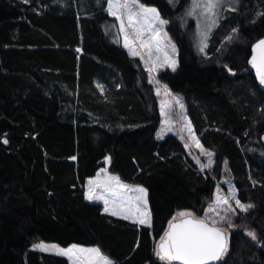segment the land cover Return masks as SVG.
I'll return each instance as SVG.
<instances>
[{"label":"trees","instance_id":"obj_1","mask_svg":"<svg viewBox=\"0 0 264 264\" xmlns=\"http://www.w3.org/2000/svg\"><path fill=\"white\" fill-rule=\"evenodd\" d=\"M240 1L198 54L180 23L184 4L141 0L168 21L178 67L155 76L182 97L214 153L207 173L177 134L155 137V82L124 48L105 0H0V264H71L30 249L39 240L97 246L115 264H168L155 254L158 240L178 211L204 214L225 161L237 198L255 207L232 221L216 264H264V92L248 64L264 36V0ZM106 157L108 172L148 190L151 227L86 199L85 183Z\"/></svg>","mask_w":264,"mask_h":264},{"label":"snow or ice","instance_id":"obj_2","mask_svg":"<svg viewBox=\"0 0 264 264\" xmlns=\"http://www.w3.org/2000/svg\"><path fill=\"white\" fill-rule=\"evenodd\" d=\"M27 2L28 0H25V3ZM97 3L99 4L100 0H97ZM105 3L107 5L105 11L119 21L118 34L123 33L124 46L130 50L131 55L141 56V59H144L135 48L136 41H139V46L149 53V59L145 60L146 66L149 60H152L153 49L164 53L163 61L160 60L159 56L152 60V66L148 68L150 73L163 67L164 64H170L173 71H175L177 62L169 57L165 49L170 46L172 53H175L176 46L170 43L167 33L163 32V26L168 21L160 17L156 8L141 3V0H105ZM222 3L223 0H192L187 15L198 14L203 16L210 22L207 27V30L210 31L211 27L217 23L219 15L217 10ZM232 32L238 33L239 29H232ZM201 35L204 40L207 39V32L201 33ZM227 39L231 40L232 37L229 36ZM165 41H169V43L166 44ZM204 46L200 48V51L204 50ZM257 50L259 54L253 55L249 62L256 70L259 83L264 85V39L259 40L253 46V51L256 52ZM77 51H80V49H77ZM163 87L167 90V85ZM157 92L159 93V88ZM174 99L181 109V120H185L183 103L179 98ZM169 107L172 106L169 105ZM161 110L163 113L164 105H162ZM166 123H171V121H166ZM186 129L189 137L196 142V146L202 148L190 121L187 122ZM158 137L162 138L159 134ZM181 138L183 139V137ZM3 142L7 144L8 140L4 139ZM185 147H188L187 143ZM206 155L208 157L206 165L200 164L197 158L201 170L212 166L214 153L206 151ZM71 159L75 160L76 157H71ZM106 159L110 161L111 158L106 157ZM225 165H227V161H225ZM229 191L230 197L218 194L214 204L209 205V211L222 208L225 214L235 213L236 209L229 202L230 199L235 200L236 206L245 213L255 207L251 203H242L237 198V191L234 188H230ZM85 195L88 200H102L106 213L110 212L113 216H122L125 220H132L139 225L151 227L152 213L148 206V190L141 185H128L122 182L119 176H113L106 169H101L95 177L88 179ZM216 215H220L218 211ZM177 216L181 218L178 221ZM177 216L169 221L168 230L161 237L155 250L156 256L162 261L168 262V264H171L172 261H180L181 264H210V262L221 261L229 250V241L225 230L216 226L217 220L209 217L207 212L205 218H195L194 213L188 210L178 212ZM225 219L226 216H220L221 221ZM228 223L232 227L235 226L230 218ZM246 234L253 241L259 242L255 231H248ZM34 247H40L43 251H52L57 255L65 256L71 264H115L97 246L84 247L72 244L67 248H62L56 244L45 245L42 242L40 245H34Z\"/></svg>","mask_w":264,"mask_h":264},{"label":"rangeland","instance_id":"obj_3","mask_svg":"<svg viewBox=\"0 0 264 264\" xmlns=\"http://www.w3.org/2000/svg\"><path fill=\"white\" fill-rule=\"evenodd\" d=\"M170 3L172 4L173 7H178L180 5V3L184 4V6H183V8H182V10L180 12V13H182L181 16H180V23H181V25L183 27L189 29L190 32L188 33V37H189V40L191 41L192 46L195 49V51L198 54H205L207 52L208 47H209V41H210V37L212 35V32L214 31V29L219 24V21L222 18H224V16L226 15V12L228 10H233V9L239 8L241 1L240 0H223V3L221 5V7L217 10L218 14H219L217 23L211 27L210 31L207 30L208 24L210 22L207 21L203 16H199L198 14L197 15H187V12H188V10L190 8L192 0H186V3H184L183 0H170ZM149 7H152V6H149ZM159 15H160V13H159ZM160 17L163 20H166L161 15H160ZM166 25L167 24H165L163 26V32L167 33L168 38H170V43L171 44H175L174 40L171 38L169 32L167 31ZM118 27H119V21H118ZM129 31H131V30H129ZM204 32H207V39L206 40H204L203 36L201 35V33H204ZM119 34H120V38H121L122 44L124 46L123 33H119ZM165 43L167 44V43H169V41H165ZM205 44H206V46H204ZM175 46H176V44H175ZM202 46H204V50L200 51V48ZM124 48L128 51L129 54H131L130 50L127 47L124 46ZM135 48L144 57V59H141V60L145 64V60L149 59L148 51L139 46V41H136ZM165 50L167 51L169 57H171V59H174L177 62V46H176V52L175 53H172L170 46L168 48H166ZM157 56H159L160 60L163 61L164 53L163 52H157L155 49H153L152 50V60H155V58ZM138 57L141 58V56H138ZM152 60H149V63H148L147 66L145 64L147 69L152 66ZM177 67H178V62L176 63V68ZM165 68L173 71V69L170 66V64H164L163 67L157 68L153 72H151V76H152L151 78L155 82V89H156V93L158 95V101H159V111H160V114H161V123H160V125H159V127H158V129H157V131L155 133V137L157 139H162L168 133L177 134L179 136V138L181 139V141L183 142L184 146H185L186 143L188 144V147H185V148L195 158L196 165L197 166H200V164H205L206 165L208 163V157L206 155V151H211V150H207L203 146H202V148L197 147L196 146V142L189 137L187 129H186V124H187L188 121L191 122V120H190V117H189V115L187 113V109H186V106H185V104L183 102L182 97L177 95V94L171 93L168 89L166 90L163 87L164 85L161 84L160 82H158L157 79H156V76H155L156 72H159V71H161V70H163ZM158 88H159V93L157 92ZM174 98H179L180 101L183 103V105H184L183 116L186 117L185 120H181V109H180L179 105L175 103V99ZM162 105H164L163 113H162V110H161L162 109ZM169 105H171L172 107H169ZM169 120L171 121V123H166V121H169ZM191 126L193 128L192 122H191ZM158 134L162 138H159ZM181 137H183V139ZM200 145H201V143H200ZM197 158L199 159L200 164L197 163ZM108 164H109V160L105 159V166L102 167L101 169H106L107 170V165ZM212 165H213V163H212ZM211 167L210 168L207 167V168L203 169L202 171H206L207 170L206 171L207 173L211 172ZM100 170H99V172H100ZM107 172H108V170H107ZM108 173L111 174L110 172H108ZM111 175L116 176L114 174H111ZM121 181L124 182L123 180H121ZM124 183H126V182H124ZM216 184H217V186H216V192H215V195H214V200L210 204H214V202L216 200V196L218 194L221 195V196H229L230 197V191H229L230 188H234L237 191V189L235 188V186L233 185V183H232V181L230 179L229 169H228L227 165H224L222 178ZM131 185H133V184H131ZM133 186H135V185H133ZM218 188H219V192H218ZM86 190H87V186H86ZM89 201L102 203L103 212H105L104 211V203H103L102 200H89ZM229 202L236 209L235 213L229 212V213L225 214L224 211L222 210V208H216L215 211H209V205H210L209 204L206 207L205 212H204L203 215H201V216H196L195 214L194 215L197 218H202L203 219V218H205V213L207 212L209 217H211L212 219L217 220L218 223H217L216 226L224 229L225 233L227 234V237L229 239L230 230H231V228H235V226L234 227L230 226L229 223H228V219L230 218L231 221H233L237 216L240 217V216H242L241 214L244 213L236 206L235 200L230 199ZM180 211H185V210H180ZM180 211H178V212H180ZM188 211H191V210H188ZM217 211L220 214L219 216L216 215ZM177 213L174 214V216H177ZM107 214L111 215L110 212H107ZM220 216H226V219L221 221L220 220ZM116 217L122 218V216H116ZM179 218L180 217L177 216V219H179ZM144 226H147V225H144ZM247 231H251V230H247ZM42 242L45 245H53V244H55L53 242H46V241H40L39 240V241H36V242L32 243L31 246H30V249L36 250V251H40V252L55 254V252L43 251V250H41L40 247H34V245H40ZM84 247H94V246H84ZM62 248H67V247H62ZM68 261H69V259H68Z\"/></svg>","mask_w":264,"mask_h":264},{"label":"water","instance_id":"obj_4","mask_svg":"<svg viewBox=\"0 0 264 264\" xmlns=\"http://www.w3.org/2000/svg\"><path fill=\"white\" fill-rule=\"evenodd\" d=\"M261 39H264V36L261 37V38H259V39H257L256 41H254V42L251 44V47H250V54H249V56H248V64H249V66H250L251 69H252V75H253V77H254V79H255V81H256V84H257L258 88H259L262 92H264V85H261V84L259 83V79H258V77H257L256 70H255V68H253V66H252L251 63L249 62V61L251 60V58H252L253 55H258V54H259L258 50H257L256 52L253 51V46L256 45L257 42H258L259 40H261ZM260 142L264 145V133H262L261 136H260ZM195 218H197V217H195ZM179 219H181V218H179ZM179 219H177V221H178ZM198 219H202V218H198ZM167 230H168V225H167V228L165 229L164 233H165ZM164 233L162 234V236L164 235ZM226 235H227V234H226ZM162 236H161V237H162ZM161 237H160V239H161ZM160 239L158 240L157 245H158V243L160 242ZM228 241H229V239H228ZM157 245H156V248H157ZM157 258H158L160 261H162L159 257H157ZM164 262H166V261H164ZM218 262H219V261L210 262V264H216V263H218ZM167 263H168V262H167ZM171 264H181V262H180V261H172Z\"/></svg>","mask_w":264,"mask_h":264},{"label":"crops","instance_id":"obj_5","mask_svg":"<svg viewBox=\"0 0 264 264\" xmlns=\"http://www.w3.org/2000/svg\"><path fill=\"white\" fill-rule=\"evenodd\" d=\"M97 173H99V171L97 172ZM97 173H96V175H97ZM95 175V176H96ZM95 176H93V177H95ZM93 177H91V178H93ZM87 181H88V179H87ZM87 181H86V183H85V188H86V186H87ZM126 184H128V185H131V184H129V183H127L126 182ZM133 186V185H132ZM85 193H86V191H85ZM88 200V199H87ZM92 202H94V201H92ZM99 203V202H98ZM101 205H102V203H100ZM129 221H131V222H133L132 220H129ZM134 223H136V222H134ZM137 224V223H136Z\"/></svg>","mask_w":264,"mask_h":264},{"label":"built area","instance_id":"obj_6","mask_svg":"<svg viewBox=\"0 0 264 264\" xmlns=\"http://www.w3.org/2000/svg\"><path fill=\"white\" fill-rule=\"evenodd\" d=\"M200 168H201V167H200ZM205 168H206V167H205ZM205 168H204V169H205Z\"/></svg>","mask_w":264,"mask_h":264}]
</instances>
